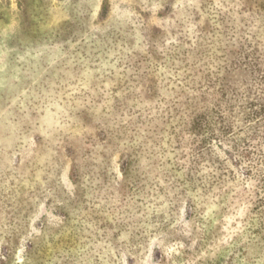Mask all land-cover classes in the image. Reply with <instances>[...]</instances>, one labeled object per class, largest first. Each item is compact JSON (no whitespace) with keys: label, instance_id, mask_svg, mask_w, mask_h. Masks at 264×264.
<instances>
[{"label":"rangeland","instance_id":"1","mask_svg":"<svg viewBox=\"0 0 264 264\" xmlns=\"http://www.w3.org/2000/svg\"><path fill=\"white\" fill-rule=\"evenodd\" d=\"M0 264H264V0H0Z\"/></svg>","mask_w":264,"mask_h":264}]
</instances>
